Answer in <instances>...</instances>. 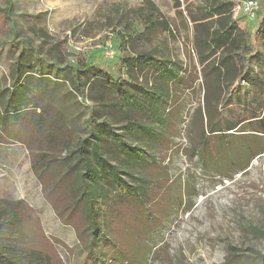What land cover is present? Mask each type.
I'll return each mask as SVG.
<instances>
[{
  "label": "trees",
  "instance_id": "1",
  "mask_svg": "<svg viewBox=\"0 0 264 264\" xmlns=\"http://www.w3.org/2000/svg\"><path fill=\"white\" fill-rule=\"evenodd\" d=\"M204 2L201 17L192 19L195 48L206 68L205 83L214 76L208 95L217 101L226 92V100L218 108L209 107L207 101L206 124L201 123L196 130L190 158H197L203 167L212 166L217 174L229 177L231 172L225 173L213 161L214 152H219L220 147L225 149L231 142L241 146L242 137L255 140L257 150L250 156L249 165L264 150V15L254 34L256 46L251 34L235 18L236 2ZM259 2L264 5V0ZM120 9L123 13L119 23L125 35H118L124 47L119 50L117 45L113 46L116 53H122L118 56L121 76L89 62L69 60L63 43L53 44L48 50L46 42L38 49L28 45L29 52L22 50L11 66L12 82L7 90L10 97L0 110V139L21 143L32 152L31 168L45 200L59 220L72 227L78 239L86 243L87 255L82 264H119V258L111 251L112 244L117 245L110 220L112 202L122 199L123 207L136 210L138 224L143 219L156 222L158 215L153 207L159 192H167L161 189L164 182L156 176L161 165L154 169L152 164L154 172L150 173L145 170L146 161L148 157L157 159L159 164L165 160L164 156L174 149V138L179 137L183 121V106L175 109L179 102L175 91L182 81L181 65L169 58L160 60L153 52H131L129 47L137 36L173 35L170 21L151 0H142L136 9L117 6L114 11L118 14ZM132 23L143 31L133 36L136 30ZM41 35L45 36L44 32ZM213 57L216 64L210 66ZM39 81L43 84L36 88L34 83ZM46 85L66 87L70 95L80 99V104L95 105L89 109L88 119L82 129L78 128L79 132L63 121L45 132L48 109L32 102L33 96H39L37 91L44 90ZM4 94L0 92V99ZM16 100L17 106L12 108L10 104ZM225 103L231 111L242 109L245 114L231 113L230 119L222 121L219 114ZM15 116L23 125L10 120ZM169 183L172 195L175 187L181 192L178 182ZM29 224L36 229V241L41 240L39 244L45 250L36 242L28 247L9 242L14 232L26 237ZM252 229L264 238L263 230ZM232 251L236 249L232 247ZM254 255L245 259L233 254V259L243 264L264 263V256ZM0 264H63L46 238L40 219L23 201L0 199Z\"/></svg>",
  "mask_w": 264,
  "mask_h": 264
},
{
  "label": "rangeland",
  "instance_id": "2",
  "mask_svg": "<svg viewBox=\"0 0 264 264\" xmlns=\"http://www.w3.org/2000/svg\"><path fill=\"white\" fill-rule=\"evenodd\" d=\"M151 1L170 21L173 35L158 34L147 38L137 36L130 41L129 47L131 52H153L160 60L169 58L181 65L182 81L175 91L179 101L175 104V109L178 110L180 104L183 106V121L179 137L174 138V149L164 156L165 160L159 164L157 159L148 157L146 161L145 170L150 173L154 172L152 164H155L154 169L161 165L156 176L164 182L161 189H166L167 192H159V199L153 207L158 215L156 222H144L143 219L138 224L135 220L136 210L123 207L122 199L112 202L110 220L113 221L117 244H112V254L119 258V264H243L233 259V254L245 259L255 256V253L264 256V238L257 236L252 229L264 231V150L249 165L250 156L257 150V146L253 144L255 140L242 137L239 139L241 146L236 147V143L231 142L225 149L220 147L219 152H214L213 161L215 165L223 167L222 171L225 173L231 172L229 177L217 174L212 166L203 167L197 158H190L196 130L200 129L201 123L206 124L207 101L210 103L209 107L218 108L226 100V92L217 101L208 95L213 88L211 82H214V76H210L208 83H205L203 75L206 68L200 63L201 56L195 48V26L192 19L201 17L205 2ZM225 1L240 4L241 0ZM141 4L142 0H0V92H5L0 99V110L10 97L7 90H10L12 82L11 66L22 50L29 52L28 45L38 49L46 42L45 50H48L53 44L63 43V52L68 55L69 60L89 62L114 76H121L118 56H122L119 50L123 49L124 43L118 33L125 35L123 26L119 23L123 12L120 9L117 14L114 8L121 6L130 10L139 8ZM260 4L254 19L235 14L240 26L251 34L256 46L258 44L254 41V33L264 15V5ZM111 22L113 24L109 25ZM132 25L136 30L133 36L143 31L136 24ZM42 32L45 36L41 35ZM113 44L119 48L117 57L104 58L100 50ZM209 62L210 66L216 64V57ZM34 84L38 88L43 82ZM37 93L39 96H33L32 103L48 109L45 114V132L50 131V128L55 129L60 121L65 125L68 122L79 132L78 128L84 127L89 111L95 107L93 103H87L86 106L80 104V99L76 100L70 95L66 87L46 85L44 90ZM10 105L16 108L17 100ZM231 113L245 114L242 109L231 111L225 103L224 110L219 115L225 122L230 119ZM18 118L19 116L11 117L10 120L23 125V121H18ZM56 146L57 149L60 148L59 144ZM25 150L27 163L31 166L32 152L28 148ZM246 165L249 167L245 171ZM35 178L36 195L42 197V186ZM170 181L178 182L181 192L175 187L172 195V190H169ZM29 187L25 189L24 182H18L13 177L5 181L4 187H0V193L23 201L39 219L46 220V215L38 208L40 200H30L32 194L29 193ZM179 202L182 204L176 208ZM51 213L55 215L62 230L72 233L66 243L62 238H54L44 231L46 238L52 243L63 264H82L87 255L86 243L78 239V233L72 227L59 220L54 209ZM149 227L153 228L149 231ZM27 230L26 237L14 232L9 237V242L27 247L36 242L39 247L44 248L43 244H39L41 240L36 241L34 226L29 224ZM232 247L236 251L233 252Z\"/></svg>",
  "mask_w": 264,
  "mask_h": 264
},
{
  "label": "crops",
  "instance_id": "3",
  "mask_svg": "<svg viewBox=\"0 0 264 264\" xmlns=\"http://www.w3.org/2000/svg\"><path fill=\"white\" fill-rule=\"evenodd\" d=\"M26 148L27 147L21 143L12 142L10 140L3 141L0 139V187H4L5 181H8L10 178L12 179L13 177H15L18 182L23 181L25 184V189L28 188L30 185L29 193L32 194L30 200L38 198L40 200L38 208L41 210V213L46 215V220L40 219L43 230L45 231V233H49L54 238H62L63 241L66 243L68 242L67 239L70 238V234L72 232L62 230V228L58 226L55 219V215L51 213L53 208L45 200L43 192L42 197L36 195V183L34 181L35 175L31 169V166H29L27 163L25 150ZM9 174L10 177H8ZM13 198L14 197L12 195L0 193L1 200H10Z\"/></svg>",
  "mask_w": 264,
  "mask_h": 264
},
{
  "label": "built area",
  "instance_id": "4",
  "mask_svg": "<svg viewBox=\"0 0 264 264\" xmlns=\"http://www.w3.org/2000/svg\"><path fill=\"white\" fill-rule=\"evenodd\" d=\"M260 7L261 4L259 0H241L240 4L236 5L235 14H242L247 18L254 19ZM102 54L104 58L114 59L116 56L114 46L109 45L105 47L104 49H102Z\"/></svg>",
  "mask_w": 264,
  "mask_h": 264
}]
</instances>
